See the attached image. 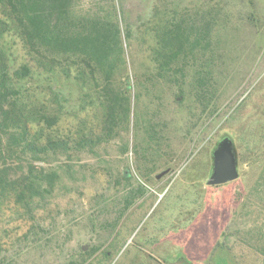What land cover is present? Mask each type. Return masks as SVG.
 Returning a JSON list of instances; mask_svg holds the SVG:
<instances>
[{
	"label": "rangeland",
	"instance_id": "374dc122",
	"mask_svg": "<svg viewBox=\"0 0 264 264\" xmlns=\"http://www.w3.org/2000/svg\"><path fill=\"white\" fill-rule=\"evenodd\" d=\"M75 8L119 25L102 66L6 37L10 70L32 68L37 141L0 167L36 185L0 191V264H264V0ZM225 136L239 177L211 185Z\"/></svg>",
	"mask_w": 264,
	"mask_h": 264
},
{
	"label": "trees",
	"instance_id": "16d2710c",
	"mask_svg": "<svg viewBox=\"0 0 264 264\" xmlns=\"http://www.w3.org/2000/svg\"><path fill=\"white\" fill-rule=\"evenodd\" d=\"M75 1L0 0V163L7 155L31 153L37 141L31 131L35 109L27 94L32 68L24 64L14 72L10 70L6 49L10 33L19 36L30 54L44 59L45 52L51 51L81 55L88 65L102 66L116 54L119 25L98 15L78 13ZM35 179L32 172L12 178L4 165L0 167L1 194L25 201L33 194Z\"/></svg>",
	"mask_w": 264,
	"mask_h": 264
},
{
	"label": "water",
	"instance_id": "95a60500",
	"mask_svg": "<svg viewBox=\"0 0 264 264\" xmlns=\"http://www.w3.org/2000/svg\"><path fill=\"white\" fill-rule=\"evenodd\" d=\"M170 169H166L157 177H161ZM130 171L126 170L124 175L129 176ZM239 177L238 161L234 150V142L230 136L223 137L216 149L214 150V169L208 183L211 185H219L233 181Z\"/></svg>",
	"mask_w": 264,
	"mask_h": 264
}]
</instances>
